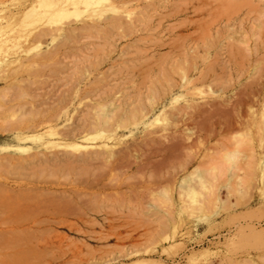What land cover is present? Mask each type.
Segmentation results:
<instances>
[{
  "label": "rangeland",
  "instance_id": "374dc122",
  "mask_svg": "<svg viewBox=\"0 0 264 264\" xmlns=\"http://www.w3.org/2000/svg\"><path fill=\"white\" fill-rule=\"evenodd\" d=\"M0 264H264V0H0Z\"/></svg>",
  "mask_w": 264,
  "mask_h": 264
},
{
  "label": "bare ground",
  "instance_id": "6f19581e",
  "mask_svg": "<svg viewBox=\"0 0 264 264\" xmlns=\"http://www.w3.org/2000/svg\"><path fill=\"white\" fill-rule=\"evenodd\" d=\"M227 123H228V124H227ZM230 124H231V122H230ZM224 125H225V126L227 125V128H228V127H229V126H228V125H229V120L226 121V124H224ZM225 126H224V127H225ZM231 126H232V125H231ZM222 127H223V126H222ZM232 127H233V126H232ZM220 128H221V127H220ZM225 128H226V127H225ZM222 130H224V129H222ZM222 130H221V131H222ZM228 130H229V129H228ZM252 155H253V154H252ZM252 162H254V158H253V161H252ZM32 219H33V218H32ZM32 219H31V220H32ZM22 223H23V222H22ZM25 223H26V222H25ZM38 223H39V222H38ZM16 224H17V223H16ZM36 224H37V221H35V220H34V221H31V223L28 225V227H29V226H34V225H36ZM21 225H22V224H21Z\"/></svg>",
  "mask_w": 264,
  "mask_h": 264
}]
</instances>
